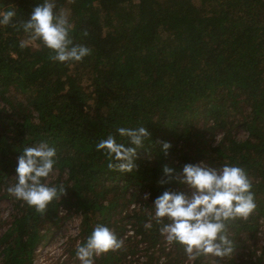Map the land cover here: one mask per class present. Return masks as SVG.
<instances>
[{
	"label": "trees",
	"instance_id": "obj_1",
	"mask_svg": "<svg viewBox=\"0 0 264 264\" xmlns=\"http://www.w3.org/2000/svg\"><path fill=\"white\" fill-rule=\"evenodd\" d=\"M42 2L0 0L16 12L0 26V201L11 206L0 222V264H34L37 248L76 215L78 233L64 248L74 264L77 242L97 224L124 245L94 264H134L136 255L143 264H264V0H55L69 13L73 42L91 49L71 64L39 41L19 47L20 25ZM138 126L150 136L133 170L109 169L96 143L109 134L125 142L116 129ZM40 141L57 153L47 182L66 188L43 213L8 192L22 149ZM161 141L171 144L167 155ZM200 162L239 166L252 184L256 207L229 226L234 252L223 258L189 260L161 225L144 227L163 191H189L160 184L163 166ZM128 225L134 236L125 238Z\"/></svg>",
	"mask_w": 264,
	"mask_h": 264
},
{
	"label": "clouds",
	"instance_id": "obj_2",
	"mask_svg": "<svg viewBox=\"0 0 264 264\" xmlns=\"http://www.w3.org/2000/svg\"><path fill=\"white\" fill-rule=\"evenodd\" d=\"M16 16L14 9L0 8V26H7ZM26 39L20 48L39 41L60 63L80 62L91 54V49L73 42V23L69 13L57 9L55 0H43L33 7L29 17L20 25ZM117 134L125 142L109 134L96 143L95 148L108 158L107 167L119 172H131L135 167L137 150L144 147L150 132L144 126L118 127ZM159 151L167 155L171 144L161 141ZM127 145V146H126ZM17 158L15 183L8 192L15 199L43 213L48 206L60 200L66 188L49 184L47 178L54 173L56 149L40 141L22 149ZM164 178L159 183L171 181L185 186L189 191H163L152 203L154 214L144 227L151 228L152 221L161 225L159 231L170 244L183 247L189 260L200 255L223 258L234 252V241L229 236V226L238 219H247L256 207L252 184L246 171L236 165L224 164L220 168L203 162L186 163L177 172L163 166ZM124 241L104 224H97L84 241L77 242L75 257L80 264H94V259L109 251L123 247Z\"/></svg>",
	"mask_w": 264,
	"mask_h": 264
},
{
	"label": "rangeland",
	"instance_id": "obj_3",
	"mask_svg": "<svg viewBox=\"0 0 264 264\" xmlns=\"http://www.w3.org/2000/svg\"><path fill=\"white\" fill-rule=\"evenodd\" d=\"M132 204L130 209H132ZM11 210L10 201H0V222L8 218ZM127 213V211H125ZM80 216L76 215L72 220L62 224V228L58 235L53 236L44 246H39L36 250V258L34 264H54L56 262L65 264H74L73 260H68V256L64 252L65 243L69 236H76L78 233V225ZM259 245L263 246L264 239V219L260 220ZM127 228V227H126ZM4 232V227L0 225V235ZM260 251V250H258ZM258 253V252H257ZM67 261V263H66ZM192 263V262H191ZM212 264H215L213 260Z\"/></svg>",
	"mask_w": 264,
	"mask_h": 264
},
{
	"label": "built area",
	"instance_id": "obj_4",
	"mask_svg": "<svg viewBox=\"0 0 264 264\" xmlns=\"http://www.w3.org/2000/svg\"><path fill=\"white\" fill-rule=\"evenodd\" d=\"M134 208V206H132V209ZM134 236V232L133 230L131 229V226L128 225L127 226V230L125 232V238H130ZM258 255L260 254V251H258L257 253ZM128 259H133L134 260V264L138 263V264H143V262L146 261L145 257L144 256H141V255H136L134 258H131L130 256L128 257ZM162 261V260H161Z\"/></svg>",
	"mask_w": 264,
	"mask_h": 264
}]
</instances>
